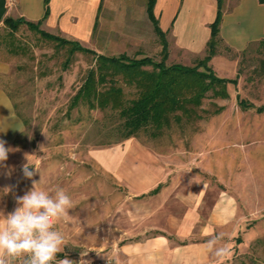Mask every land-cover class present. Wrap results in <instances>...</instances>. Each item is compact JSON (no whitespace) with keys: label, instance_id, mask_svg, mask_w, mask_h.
Wrapping results in <instances>:
<instances>
[{"label":"rangeland","instance_id":"rangeland-1","mask_svg":"<svg viewBox=\"0 0 264 264\" xmlns=\"http://www.w3.org/2000/svg\"><path fill=\"white\" fill-rule=\"evenodd\" d=\"M130 1L131 10L129 7L125 9L127 12L116 15L120 2L105 0L92 40L80 44L106 57H147L159 62L161 45L146 18L145 1L123 0V3ZM140 8L146 23L140 20ZM6 34L0 21V43ZM13 44L15 53L5 51L4 47L0 49V63L5 66V72L0 74V88L24 123V133L17 143L24 147L25 154L23 163L14 166L15 192L10 199L15 208V197L24 195L32 187V180L24 178L21 171L28 161L38 169L32 178L40 180L38 188L51 192L62 187L72 197L74 208L70 211V220L56 222L66 245L57 259L67 255L89 264L106 258L114 260L120 235L127 229L125 216L130 203L126 200V180L132 160L126 155L121 172L125 182L106 171L98 160L107 153L111 155L116 146H122L127 154L136 152L146 158L144 163L147 161L151 169H167L174 176L171 182L174 188L184 195L195 194L205 187V206L220 190L227 188L237 198L240 216L245 218L236 221L240 225L234 224L231 234L227 232L230 252L218 264H264V193L260 191V196L250 197L247 183L253 169L257 183L262 184L264 157L247 159L241 153L246 154L248 150L240 151L241 145L252 143L249 150L254 157L264 155V110L257 112L264 107V46H249L242 53L232 54L238 59V80L237 86H226L227 99L209 92L190 120L183 118L180 124L172 122L156 136L151 131H142L124 140L119 132L118 111L90 110L84 104L69 109L71 98L95 65L92 56L77 54L64 71L62 64L67 50H57L53 43L26 28L19 29ZM218 49L224 50L220 45ZM199 59L202 58L192 66ZM165 64L172 65V62L167 60ZM119 86L125 100L135 98L134 89L121 83ZM237 96L252 107L240 109ZM139 165L143 167V161L138 160L141 168ZM208 169L220 176L227 171L231 174L229 179L239 176L240 180H246V185L233 187L224 182L225 188L221 181L208 174ZM240 169L241 172H235ZM184 195L180 199L191 198ZM170 200H165L167 211L180 213V201Z\"/></svg>","mask_w":264,"mask_h":264},{"label":"crops","instance_id":"crops-1","mask_svg":"<svg viewBox=\"0 0 264 264\" xmlns=\"http://www.w3.org/2000/svg\"><path fill=\"white\" fill-rule=\"evenodd\" d=\"M5 1L4 18L41 21L44 31L79 43L92 40L105 3V0H50L48 14L44 17V0ZM118 1L120 3L116 6V15L121 11L127 12L129 7L131 10L132 1L128 4H124L123 0ZM138 1H145L146 13V0ZM216 12V0H155L153 14L165 34L167 60L172 64L191 67L195 60L203 58ZM146 18L149 21L147 14ZM144 19L141 9L140 20L146 23ZM151 29L153 31L152 25ZM263 39L264 4L258 0H224L219 26V45L224 50L217 49L209 63L215 75L236 80L234 86H237L238 59L232 54L242 53L249 46L260 44ZM4 72L5 66L0 63V74ZM24 130V123L16 114L7 94L0 88V140L5 141L9 149L7 161L4 166H0V215H6L14 209L10 199L15 192L14 166L23 163L25 154L24 147L19 146L17 140ZM251 145L244 143L240 146V151L248 150L246 154L241 153L243 156L246 155L247 159L264 157L263 154L254 157V153L249 150ZM126 155L132 160L128 179H125L128 192L126 200L130 206L125 216L127 229L120 235V247L114 255L115 264H218L227 259L228 256L217 259L209 251L207 242L213 236L223 234L221 243L230 247L227 232L231 234L234 224L240 225L236 221H241L245 216H240L237 198L228 192L223 183L242 187L246 180H240L239 176L229 179L228 175L231 174L227 171L220 176L216 171L208 169V174L214 176L216 181H221L226 190H220L211 203L205 206V187H201L195 194L184 195L174 188V182L171 183L174 176L167 169H151L147 161L144 163L146 158L136 152L127 154L122 146H116L111 155L107 153L98 161L106 171L124 181L121 172L125 168ZM138 160L143 161V167H138ZM255 172L252 169L247 176L252 198L260 196V191L264 193V180L262 184L257 183ZM183 195L191 198L188 201L180 199ZM171 198L180 201V213L167 211L165 200Z\"/></svg>","mask_w":264,"mask_h":264},{"label":"trees","instance_id":"trees-1","mask_svg":"<svg viewBox=\"0 0 264 264\" xmlns=\"http://www.w3.org/2000/svg\"><path fill=\"white\" fill-rule=\"evenodd\" d=\"M50 0H44L45 13L48 14ZM264 4V0H258ZM217 12L210 26V39L205 56L191 67L180 64L166 65L168 45L165 34L160 30L153 14L155 0H146V14L155 35L161 45V60L155 62L150 58L129 59L125 55L106 57L83 47L78 41L68 40L52 35L41 28V21L29 22L24 18L5 17L1 24L7 31V37L0 43V49L15 53V35L21 27L35 33L41 39L53 43L57 50H67V57L62 64L68 70L77 54L90 55L95 65L90 68L75 95L71 98L69 109L84 104L90 110L118 111L121 124L119 132L126 140L139 132L151 131L156 136L170 127L172 122L180 124L183 118L190 120L209 92L221 99H227L226 86L236 85V80L219 78L209 63L216 54L219 45V26L223 16L224 0H216ZM264 46V39L260 42ZM135 90V98L125 100L119 84ZM237 104L242 110L251 104L237 96ZM264 107L257 112H263ZM240 242V239H237Z\"/></svg>","mask_w":264,"mask_h":264},{"label":"clouds","instance_id":"clouds-1","mask_svg":"<svg viewBox=\"0 0 264 264\" xmlns=\"http://www.w3.org/2000/svg\"><path fill=\"white\" fill-rule=\"evenodd\" d=\"M8 154L6 142L0 140V166H4ZM21 171L24 178L32 180V187L24 195L15 197L16 207L12 212L0 215V264H77L67 255L57 259L66 245L56 222L70 220V211L74 208L72 197L62 187L51 192L38 188L40 180L32 179L38 169L29 161ZM223 238V234H218L207 242L209 251L217 259L230 252L221 243ZM79 264L87 262L81 259Z\"/></svg>","mask_w":264,"mask_h":264},{"label":"water","instance_id":"water-1","mask_svg":"<svg viewBox=\"0 0 264 264\" xmlns=\"http://www.w3.org/2000/svg\"><path fill=\"white\" fill-rule=\"evenodd\" d=\"M6 13V1L0 0V21L4 19Z\"/></svg>","mask_w":264,"mask_h":264},{"label":"built area","instance_id":"built-area-1","mask_svg":"<svg viewBox=\"0 0 264 264\" xmlns=\"http://www.w3.org/2000/svg\"><path fill=\"white\" fill-rule=\"evenodd\" d=\"M73 261H76L77 264H79L80 260H73ZM87 264H89V263H87ZM94 264H115V262H114L113 258L112 259L111 258H106V259L100 260L99 262H96Z\"/></svg>","mask_w":264,"mask_h":264}]
</instances>
